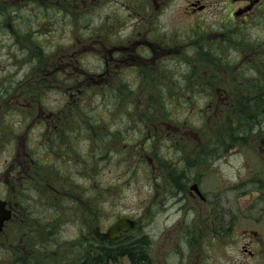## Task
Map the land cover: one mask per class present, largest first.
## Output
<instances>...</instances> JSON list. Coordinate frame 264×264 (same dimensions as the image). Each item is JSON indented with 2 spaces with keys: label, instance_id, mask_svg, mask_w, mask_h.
<instances>
[{
  "label": "rangeland",
  "instance_id": "374dc122",
  "mask_svg": "<svg viewBox=\"0 0 264 264\" xmlns=\"http://www.w3.org/2000/svg\"><path fill=\"white\" fill-rule=\"evenodd\" d=\"M31 1L0 0V22L3 23L0 27V180L10 178L7 172L11 164L23 154L33 156L36 160L33 169H38L32 173L34 177H26L28 182L23 186L5 187L0 183V195L13 196L20 205L28 207L30 215L23 220L22 227L48 247H88L95 224L106 227L118 216L129 215L137 219V226L126 238L146 237L151 249L147 264H181L182 257L171 254V249L189 255L193 261L190 264H202L204 260L215 264L224 258L242 264L250 261L248 253L241 252L240 247L224 245L242 243L240 235L247 228L264 232V221L255 223L251 218L253 214L262 215L258 208L264 206V200L257 204L256 199L242 201L235 198L238 193L234 188L237 167L245 179L259 171L263 173L259 167L261 142L252 133L256 127L250 129L245 121L238 123L235 108L227 104L220 109L221 105L216 107L217 102L209 103V99H217L218 92L200 91L192 87L195 83L192 82L198 73H201V82L207 80L203 69L208 76L219 70L221 75L216 79L219 81L230 75L250 77L253 62L247 60L236 68L238 55L234 51L238 43L244 46L257 37L264 39V16L253 17L261 7L243 21L238 16L232 18L230 11L235 7L229 5L230 0H205L206 9L191 12V0H165L156 11L152 0H100L92 7H82L87 17L84 19L78 16L81 12L77 5L72 3L70 8L67 0L58 5L62 10L52 6L43 8L48 15L41 18ZM262 9L264 13V4ZM83 23L88 24L85 31L77 29ZM134 25H137L134 33L146 29L150 30L148 36L155 34L166 41H176L177 52L155 56L153 65L151 61L143 63L134 59L122 62L117 66L122 70L113 74L111 80L118 87H122V82L129 88L112 90L109 86L105 90L94 84L82 87L79 80L75 84L76 77H80H72L75 70H64L60 62L62 53L76 50L74 57L79 59L84 71L101 70V52L96 44H90L93 37L109 38L110 43H117L131 35ZM240 25H243L241 29ZM35 33H41L38 41L41 48L31 38ZM233 34H236L235 40L230 38ZM200 35L205 36L203 56L199 49L193 50L188 44ZM215 50L219 53L214 54ZM32 52L37 53V58L44 52L45 62L37 59L34 62ZM194 64L195 69L191 71L190 66ZM262 65L260 62L258 67ZM151 66H158L160 72ZM41 68H51V71L45 84L35 90L33 82L27 80ZM227 70L229 75L224 74ZM103 82L110 83L100 81ZM9 85L10 89L3 95V88ZM41 89V115H58L56 139L49 130L52 126L43 131V125L37 123L36 104L29 110L24 105L31 93L34 98V93ZM97 117L100 120L95 124ZM230 118L235 127L227 124ZM78 121L83 123L82 127ZM6 124L18 126L11 131ZM177 131L197 132L210 147L203 152L202 146L197 148L194 141L187 140L175 145L174 137L181 136L180 133L172 136ZM74 132L82 134L74 136ZM154 132L156 137L151 139L150 133ZM224 137L228 139L225 147L219 142ZM239 141L242 146L237 152L235 147ZM175 148H182L183 154L172 155ZM18 152L21 156L16 157ZM200 154L206 158L204 161ZM38 160L46 162L48 167L42 168L44 164ZM159 161L166 162L163 168L172 181L165 185L164 191V185L159 187V181L154 180L158 176L155 167ZM172 161L179 163L174 170L169 164ZM186 172L199 176V186L210 208L217 209L220 197L222 201L227 200L229 213L221 215L218 211L216 216L222 219L225 229L232 224L230 229L220 232L217 227L220 220L212 214L209 219H202L200 212L205 204L200 200L190 201L186 194L183 209L178 210L174 199L179 190L173 184ZM55 173L60 174L59 180L53 177ZM50 185L64 189L66 197L51 193ZM72 194L77 196L76 200L71 198ZM22 227L12 225L10 230L22 231ZM113 264H129V261L127 257H118Z\"/></svg>",
  "mask_w": 264,
  "mask_h": 264
},
{
  "label": "flooded vegetation",
  "instance_id": "af4514ba",
  "mask_svg": "<svg viewBox=\"0 0 264 264\" xmlns=\"http://www.w3.org/2000/svg\"><path fill=\"white\" fill-rule=\"evenodd\" d=\"M83 0H78L77 2L81 3ZM153 1V7L154 10L160 9L164 5L165 0H159L156 2V0ZM63 2H66V0H63ZM253 3L252 6L246 9L247 5L249 3ZM96 3V2H95ZM94 3V4H95ZM264 4V0H230L229 5L233 8L230 12L232 15V18H235L234 12H237L238 17H240L243 21L247 19L248 14L250 12L256 11L257 9L261 10L255 16H264L262 5ZM94 6V5H92ZM90 6V7H92ZM208 7V4L205 2V0H191L189 4L190 12L195 10H201L206 9ZM145 8V5H144ZM142 11V10H141ZM240 11V12H239ZM145 19V16L142 17ZM242 23V22H241ZM137 25H134V29L131 31V35H127L125 37H122V40H120L117 43H110L109 38H101L98 36H94L93 40L90 44H96L97 49L100 50V55L103 59L102 69L98 71L93 72H86L83 70V68L80 66L81 62H79V59L77 60L74 57L75 51H72L71 53L68 51H64L62 53V57L60 59V62L62 61L61 65L64 68L65 71H69L70 69L75 70V74H72V77L79 76V78L76 77V83L77 80H79V83L82 85V87L89 86L91 84H94L98 87H101L102 89L108 90L109 86L112 90H120L123 89L124 86L130 87L127 84H124L121 82L122 87H118L116 84L112 83L111 76L113 74H117L122 69L118 70L117 66L130 59H134L135 62H148L151 61V65L154 63V57L161 54H167L172 51L177 52L178 45L176 41H166L164 37L152 34L150 36L147 35V32H150V30H138L136 33H134L135 28ZM205 36L200 35L192 38L191 41H188V44L190 48L193 50L200 49V52H203V49L205 48ZM252 44L249 46H245V48L240 49V51H235L236 55L240 57L241 60L243 59H250L253 62V67L250 68L251 70V76H235V84L234 85H226L224 83L217 84L216 82L209 83L208 79H210V76L206 75L205 70L203 69L202 74L207 79L204 83H194L192 87H198L200 91H216L218 92L217 99L214 97V99H209V103L217 102L216 107L220 106L223 107L227 103V95H222L221 92L234 89L236 91V97L238 98V103L241 104L243 99L246 97L248 91H256L260 90V98H263V92H264V68L263 67H257V65L260 62L261 58L264 57V39L257 37L255 40L251 41ZM198 44L199 46H197ZM94 49V47H92ZM83 49H86V47H83ZM153 62V63H152ZM133 67H136L132 65ZM153 69H157L160 72V68L158 66H151ZM139 69H142V67H138ZM126 69V68H125ZM157 73V72H155ZM201 75V74H200ZM96 76V77H95ZM102 76H106L105 78H102ZM119 76V75H117ZM71 77V76H70ZM107 80L108 82L100 83V81ZM98 84H101L100 86ZM193 88V89H194ZM68 91L71 90V87L67 89ZM253 105H258L256 101H252ZM259 106H264V101H261V104ZM262 118L264 116H261ZM257 117L255 118V120ZM264 119L257 122L255 125H249L250 127L255 128V130L252 131L254 134V138L258 139L261 142L260 145V152L259 159L262 161L261 166L263 173L260 171L255 176H249V179H245L244 176L240 173L239 167L236 168L238 171L236 174V180L234 181V188L237 190L238 195L235 198H240L242 201H250L256 199V204L261 203L264 200V129L262 128V123ZM155 128L158 130L159 125H155ZM176 128V127H174ZM157 132H154V134L150 133V137L155 138V134ZM169 133V132H168ZM180 133L181 136L174 137L176 138L175 145L183 144L184 141H194L193 145H195L197 148L202 146V149L200 151H205V149L209 148L210 145L206 142V144L203 142L202 138L199 137L197 132H174L172 134H178ZM80 133L74 132V136H78ZM239 137L241 136V132H238ZM73 136V137H74ZM182 140H184L182 142ZM228 140V139H227ZM224 137L223 141H219L220 145L225 147L226 145L224 142L227 141ZM173 143V142H172ZM171 143V144H172ZM170 146V151L172 150V145ZM193 147L194 151L197 149L196 147ZM240 146L242 144L239 143L235 147L236 151L238 152L240 150ZM174 152H171L172 155L174 153L176 154H183V149H174ZM219 151V150H218ZM180 152V153H178ZM192 154V153H190ZM20 153H16V157L19 156ZM28 154H23L22 158L18 160L16 158L15 163H12L10 166V171L7 172V174H10V178L6 177L3 180H0V183L3 184L5 187H13V186H23L25 184L26 177L29 175H32L31 166L28 162L27 156ZM21 156V155H20ZM225 157V156H224ZM200 159L204 161L206 159L203 155L200 154ZM199 159V160H200ZM183 162L185 159H179ZM166 162L159 161L157 166L155 167V170L157 171L158 176H154V180L158 182L159 187L161 184L164 186L162 187L164 191L166 184H172V181L170 179V176L165 172L163 166ZM171 168L174 170L175 166H178L179 163L176 161H172L169 163ZM189 164V162H188ZM250 165V164H249ZM16 170L14 171V169ZM254 168V167H252ZM9 170V169H8ZM13 170V171H12ZM181 175V174H180ZM33 176V175H32ZM246 176V175H245ZM178 178V177H176ZM179 182H174L173 186L176 187V189L179 190L177 193V196L175 197V204L178 205V210H182L183 207H181L182 203L186 201L185 194L188 195L190 198L189 200L192 202H197L200 200L202 204H205L203 208L201 209L200 215L202 219H209L210 215L212 214L213 217L217 215V212L219 211L221 215L228 214L229 211L226 209L228 205H225L226 199L222 201V198H219V206L217 209H213L209 207V202L207 201V196L200 188V182H199V176L196 174H190L187 173L184 174V176L179 177ZM28 182V181H27ZM193 185H195L199 190L197 193L195 189L191 188ZM1 196V195H0ZM65 196V195H63ZM6 206L10 208L11 210V218L10 220L4 222L3 228L0 231V264H83L87 261H91L93 259H96L99 257L101 253V249L103 248H115V247H98L97 245V238L93 235L94 238L90 240V245L88 247H48L46 243H39L38 240L33 239V234L29 233L28 229H24L22 227V222L26 218L27 215H30V212H28V207L20 205L19 202L14 198L13 196L10 198H7L3 196ZM245 206H248L246 203ZM213 211H210V210ZM244 209V207H243ZM226 210V212H225ZM259 211H261L262 215L255 216L254 214L251 216L253 221L255 223H259L261 221H264V206L258 208ZM241 213V212H240ZM238 213V214H240ZM186 212H184L185 217ZM212 217V218H213ZM181 218V217H180ZM216 219L220 220L217 223L218 230L220 232H224L232 227H228V229H225L222 227V223L220 218L216 216ZM180 220V219H179ZM20 225L22 227V231L18 228H13L10 230L12 225ZM97 226V225H96ZM21 231V232H20ZM126 234L122 235L121 238H124ZM240 239H243V242L239 245L237 244H231L227 243L224 245L225 247H240V251L244 253H248L250 256V261L244 262V264H264V232L260 229L255 228H247L244 229V231L240 235ZM119 240V239H118ZM108 242H112L111 240L106 239ZM116 241V240H115ZM250 247H256L254 250ZM151 249L149 247H145V253L144 256L141 259H138L136 262H133L130 258L128 253H120L113 257H108L105 262V264H113L116 262V259L118 257H127L129 264H147L149 261ZM171 254L179 255V257L182 261L181 264H190L193 262L190 261L189 255H185V253L180 252L178 249H171L169 250ZM256 255V257H255ZM225 256V255H224ZM185 258V259H184ZM224 258V257H223ZM202 260V259H201ZM185 261V263H183ZM237 260L232 261L229 258H224L221 261H217L215 264H242L243 262L236 263ZM199 264V262H195ZM202 264H211L209 260H204Z\"/></svg>",
  "mask_w": 264,
  "mask_h": 264
},
{
  "label": "trees",
  "instance_id": "16d2710c",
  "mask_svg": "<svg viewBox=\"0 0 264 264\" xmlns=\"http://www.w3.org/2000/svg\"><path fill=\"white\" fill-rule=\"evenodd\" d=\"M34 10L36 11L37 15H42V16H40L41 18L42 17H46L48 15V11H45L43 8H40L38 5L34 6ZM43 10H44V12H43ZM14 16H16V15H14ZM11 17H13V16H11ZM2 24L3 23L0 22V27L2 26ZM12 28H13V26H12ZM12 33H14V32L12 31ZM236 34L235 35L233 34L234 38H235ZM13 36L14 35L12 34L11 39H12ZM40 36H41V33H39V34L35 33L31 38H32V40L34 42L39 44V46L41 48L40 43H38V41L40 39ZM26 50L27 49H25V51ZM215 53L218 54L219 50H215ZM35 54H37V53L32 52V57ZM40 55H41V57H39V58H37V55H35L33 61L35 62L36 59H37L39 62L44 63L45 62V61H43L44 52H42V54H40ZM29 60L32 61V59H29ZM263 61H264V57H263ZM260 67L264 68V63ZM50 69L51 68H46V69H42L41 68L39 70H35V75H34V72L32 73V80H33V86L32 87L35 90H37L40 86L45 84V80L48 77L47 73L49 72ZM194 69H195V67H193V70H191V71H194ZM197 75L198 76L195 75L196 78L193 79L192 83L200 81L199 80V78L201 77L200 73H198ZM233 81H234V78H233ZM263 83H264V81H263ZM9 89L10 88L8 86L7 87L5 86L3 88V90H2V92L4 93L3 95H6V93H7V91ZM42 92H43L42 89L37 91V92H35L34 93V98L32 97L33 94L31 93L29 99L32 101V103H35V104L40 103V99L42 97ZM248 93H250L251 95L247 94L246 97L243 99V103H242L243 107H241L242 111H241V114L240 113L238 114V116L240 115V119H242L243 115H244V121L250 122V124H252L256 117L259 118L261 116H264V106H259V104H261V101H264V92L262 93L263 94V98H260V90L248 91ZM252 101H256L258 103V105L251 104ZM32 115H33V113H32ZM99 118L100 117H97V120L94 121L95 124L99 123V121H98V120H100ZM83 122L86 124L87 121L84 120ZM227 124H229L231 126V128L235 127L232 124V122H231V118H230V120H229V122ZM42 125H43L42 126L43 131L47 130V127H48L49 124L43 123ZM78 125L80 127H82L83 123L78 121ZM6 126H9V130H11V131L14 130V127H12L10 124H6ZM49 126H52V125H49ZM54 126H52V128L49 129V130L51 131L52 138L56 139L57 136L59 135V132H58L59 124H56ZM82 132L80 134H82ZM87 132H88V130H87ZM42 134H44V133H41V135ZM83 174H86V173L84 172ZM47 175H48L47 178L50 179V175L49 174H47ZM89 175H90V173H89ZM53 177H55V179L59 180L60 179V174L55 173L53 175ZM62 187H64V184H62ZM98 244H99L98 247H115V248H103V249H101V253H100L98 258L93 259L91 261H87V262H85L83 264H105L104 261H106L108 257L115 258V256L117 254H120V253H128L130 258L132 259V261L136 262L138 259H141L144 256L145 247H148L147 239H146L145 236H139V237H136V238H130L128 241L127 240H122V241H119V242H110V243L98 242Z\"/></svg>",
  "mask_w": 264,
  "mask_h": 264
},
{
  "label": "water",
  "instance_id": "95a60500",
  "mask_svg": "<svg viewBox=\"0 0 264 264\" xmlns=\"http://www.w3.org/2000/svg\"><path fill=\"white\" fill-rule=\"evenodd\" d=\"M3 201L0 200V228L3 223V220L8 218L9 210L2 208ZM133 221L127 218H121L112 224L105 232L97 231V235L100 238H116L120 235V230H127L133 226Z\"/></svg>",
  "mask_w": 264,
  "mask_h": 264
}]
</instances>
